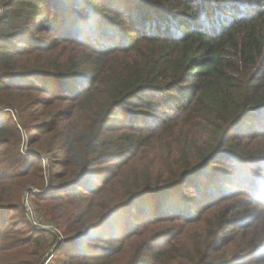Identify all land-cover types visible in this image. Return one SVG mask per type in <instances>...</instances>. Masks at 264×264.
Returning a JSON list of instances; mask_svg holds the SVG:
<instances>
[{"label": "trees", "instance_id": "1", "mask_svg": "<svg viewBox=\"0 0 264 264\" xmlns=\"http://www.w3.org/2000/svg\"><path fill=\"white\" fill-rule=\"evenodd\" d=\"M100 1L0 0V35L50 37L31 32L20 50L0 53V81L38 76L10 87L29 99L18 104L20 126L0 123V148L12 146L7 168L39 160L20 154L24 131L30 145H43L52 181L107 179L84 190L101 197L98 223L67 238L94 233L80 252L86 263L113 264L149 228L170 222L179 232L167 224L164 246L145 238L126 264H264V0ZM227 3L244 7V16L237 11L227 24ZM152 9L159 23L148 32ZM195 12L204 27L182 26ZM17 54L26 56L21 65ZM241 164L256 168L242 169L239 186L222 172ZM21 194L1 190L0 214L20 210ZM117 219L105 237L103 227ZM192 223L195 248L181 252L176 235ZM11 226H0V239Z\"/></svg>", "mask_w": 264, "mask_h": 264}, {"label": "rangeland", "instance_id": "2", "mask_svg": "<svg viewBox=\"0 0 264 264\" xmlns=\"http://www.w3.org/2000/svg\"><path fill=\"white\" fill-rule=\"evenodd\" d=\"M102 1L103 0L100 2ZM114 4H116V2H112L111 6ZM227 5L229 6L227 7ZM227 5L226 9L230 10V12L226 13L228 15L226 16L227 24H231L237 18L244 16V14L241 13V11L245 9L244 7L229 3H227ZM127 7L131 10L132 14L134 12L137 13L136 10H133L134 5L132 2H128ZM144 7L152 8L150 6L148 7V5H145ZM237 11H239L241 15H239L236 19H232L234 14H239ZM152 12V24L150 25V30L148 32L151 31V26H155L154 21L159 23V21H156L159 15L155 17V11H153V9ZM1 13L2 10H0V15ZM200 17L201 13L199 12L193 13L192 17L183 16L181 24L182 26L189 27L190 29L203 28L204 24H201L202 22L199 19ZM45 18L46 15L44 14V16L41 17V21L43 22ZM161 18V22L168 21V17L164 14L161 15ZM137 22L138 24H142L139 19ZM167 23H170V20ZM130 24L136 25L134 22H131ZM107 30L108 28L106 31ZM31 32L34 37L42 39L43 41L45 38L50 39L47 33H34L35 31ZM31 32H29L27 36L25 34L21 35L20 33L10 31L6 36L0 35V53L6 49L20 50L23 43L30 39L28 37H30ZM8 36H11V38L8 39ZM28 56L32 57L35 55L29 54ZM25 58L26 56L24 57L17 54L13 57V61L18 62V65H21L26 60ZM37 78L38 76L24 78L20 77V75H15L12 77L6 76L3 81H0V85L5 86L4 90H0V100H2L0 102V123H2V121H10L11 123L15 122L20 126L22 111L18 107V104L29 99V95L25 92H15L14 89L10 87L16 85H32V82ZM10 101H14L16 104L7 108V102ZM123 119H126V117H123ZM236 131L240 132V130ZM35 134L36 133H31L30 136H35ZM27 135L28 134H25L23 131L21 142L18 146L20 154H22V156L34 154L39 157V160H35V163H33L28 169L22 167L8 169L7 166H11L10 161L13 154L11 151L12 146L10 145L0 148V191L9 189L10 192L13 190L18 195L22 192L20 197L21 209L18 211H9L6 214H0V226H2L5 222H10V224H12V230H7L4 236L0 239V244L5 246L0 249V264H94L86 263L89 259L80 255L82 250L91 246L89 242L95 240L93 236L94 233L90 232L83 237L73 240V242H68L67 238L70 236L75 238L81 234H85L84 232L90 229L94 222L98 223V210L95 206L100 202L101 197L99 195L91 200V197L88 196H91L92 193L84 192V190L87 188H91L89 190L100 188L102 184L107 182V179L104 178L95 180L93 178H87L79 183V185L71 187L66 186L65 183H60V181L57 180L52 181L51 169L48 166V161H46L47 159H43L40 155L43 153L38 150V147H42L43 145H30ZM2 142H4V140ZM223 158L226 157H219L215 164L218 166L223 165L224 163L221 162V160H224ZM250 167L256 168L255 166H247V164L231 165L228 168V172H222V174H229L233 176L234 178L232 184L239 185L241 179L240 174L243 172L242 169L245 168L246 170H250ZM56 170L60 171V167H56L55 171ZM254 175H256V172ZM254 175H252V177ZM198 178L204 177L201 176ZM237 190L238 187L235 188V192ZM83 193H85V195H83ZM233 195H237V192L233 193ZM256 195H259V193L257 192ZM174 196L179 198L177 195ZM108 197L111 196L109 195ZM165 198L171 199L172 194L167 195ZM26 202L31 208H34L39 213L41 217L40 225L35 226L30 222L26 211ZM120 219L112 221L107 226L103 227L105 237L109 235L112 236L111 233L115 229V224ZM149 224L151 225L153 222ZM167 224H170L173 231L179 232L181 226L176 225L177 227L173 228L170 222H164L161 226L156 228H149L148 234L139 236L134 241L133 247H125L123 251L115 257L113 264L128 263L131 256H135L138 253V251L135 250V247L138 243L144 241L145 238H156L154 244L164 246V242H159L168 238L165 237L166 233L170 232L167 229ZM181 231L183 232L179 234L178 232L176 233L178 234L176 235L177 237L174 235L177 238L175 248L179 249V251H181L185 246L195 248L194 243H196L197 240L196 233L199 231L196 224H185L183 225V230ZM128 239L129 237L125 238L124 241H127ZM118 242L120 241L118 240L117 242H113L112 240L107 239L103 242V244L107 246H115ZM216 260H220V257L218 256Z\"/></svg>", "mask_w": 264, "mask_h": 264}, {"label": "built area", "instance_id": "3", "mask_svg": "<svg viewBox=\"0 0 264 264\" xmlns=\"http://www.w3.org/2000/svg\"><path fill=\"white\" fill-rule=\"evenodd\" d=\"M26 211L28 213L30 222L33 225H35V226L40 225V219H41V217H40L39 213L34 208H31L29 206V204H27V202H26Z\"/></svg>", "mask_w": 264, "mask_h": 264}]
</instances>
